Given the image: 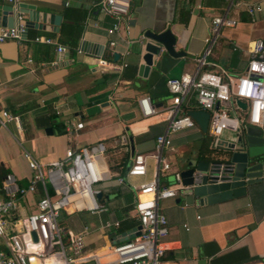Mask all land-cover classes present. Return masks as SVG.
<instances>
[{
    "label": "crops",
    "instance_id": "0c3cea01",
    "mask_svg": "<svg viewBox=\"0 0 264 264\" xmlns=\"http://www.w3.org/2000/svg\"><path fill=\"white\" fill-rule=\"evenodd\" d=\"M62 1L24 0L20 5L30 12L60 16L59 27L52 31L32 28L26 40L0 43V114L5 111L19 117V124L9 121L6 128L0 129V169L26 185L31 177L26 154L48 164L63 158L68 150L101 142L112 147V140L121 138L123 148L98 157L104 181L97 202L105 211L60 216L64 230L85 235L86 249L101 250L138 225L132 218L135 196L131 185L151 180L153 162L148 160L144 177L128 178L126 168L136 155L151 153L155 138L165 129L163 116L144 117L139 100L148 98L157 111L166 106L170 100L166 81L196 70L195 59L203 52L210 21L222 13L227 1L126 0L129 11L115 34H109L113 17L99 12V4L105 0H80L85 6L67 0L70 7L63 6ZM235 1L258 2L261 10L252 20L242 8L235 9L237 25L222 32L209 62L238 77L248 62L246 52L251 42H264V0ZM4 5L0 0V6ZM27 19L22 14L24 23ZM166 29L177 37L175 50L184 56L173 58L161 48L153 56L152 65L143 68L144 45L149 42L143 38L144 33ZM63 32L72 38L79 34L76 49L70 50L62 43ZM36 38L51 40L52 44L36 42ZM83 41L104 46L101 58L107 55L112 64L126 67L121 72L99 67L94 55L78 53ZM57 45L68 51L59 54ZM184 111L189 115L201 110L192 103ZM78 124L82 127L77 128ZM208 126L203 132L195 122L193 129L171 135L165 152L171 170L161 177L160 187L172 185L173 173L189 169V162L208 163L199 158L200 140L202 134H209ZM239 135L225 131L219 146L214 145L210 135L215 163L223 160L224 143L235 141ZM123 155L126 168L119 175L117 165ZM39 198L40 193L28 195L21 201L18 214L35 212ZM158 206L168 223L164 239L168 250L161 264H264V183L247 187L244 197L213 204H200L199 198L185 188L173 198L160 200ZM134 221V228L118 232ZM106 222H118L119 227L104 229ZM108 260L104 257L100 262Z\"/></svg>",
    "mask_w": 264,
    "mask_h": 264
},
{
    "label": "built area",
    "instance_id": "2783aa9c",
    "mask_svg": "<svg viewBox=\"0 0 264 264\" xmlns=\"http://www.w3.org/2000/svg\"><path fill=\"white\" fill-rule=\"evenodd\" d=\"M23 1L2 0L16 9ZM226 1L227 6L222 13L210 21L203 52L195 59L196 70L190 75L166 81L170 95L166 106L157 111L148 98L138 102L144 117L160 115L166 123L163 133L155 138L153 151L147 155H136L125 174L128 178L144 177L148 160L153 162L151 180L131 185L135 196L132 218L140 226L137 231L139 236L124 242L114 239L101 250H88L83 233L64 230L59 225L62 213L105 211L96 198L100 194L99 186L104 181L98 162L99 155L104 152L102 144L68 150L63 158L48 164H42L26 154L31 172L28 183L20 185L12 174H7L2 181L4 197L0 196V264H161L168 250L164 241L168 234V223L165 215L159 211L158 202L173 198L186 188L181 183L179 172L173 173L172 185L160 187L161 177L171 170L165 153L171 135L195 127L194 120L184 114V109L194 103L201 111L208 113V132L214 138L215 146L221 144L220 138L225 131L239 135L250 126L264 132V42H251L246 52L248 62L238 77L230 76L224 69L209 62L215 46L222 38V32L237 25L233 11L242 8L253 20L261 10L258 2ZM128 11L126 0H105L99 4V12L114 19L109 34L118 33ZM23 30L22 14L16 12L12 28L0 26V43L9 40L20 42ZM35 41L52 44L48 39L36 38ZM110 45L113 46V43ZM56 50L59 54L68 51L61 45H57ZM28 62H31L30 58ZM97 64L115 72H121L126 67V64L114 65L104 58H100ZM208 67L216 70H205ZM237 101L243 102L246 108H240ZM9 121L19 124V117L2 112L0 129L6 128ZM81 127L82 124L77 125V128ZM198 176L194 174V177ZM35 193H40L37 210L20 216L18 209L21 201ZM110 227L117 228L119 223L106 222L103 226L104 229ZM104 257L110 260L101 263L100 259Z\"/></svg>",
    "mask_w": 264,
    "mask_h": 264
},
{
    "label": "water",
    "instance_id": "95a60500",
    "mask_svg": "<svg viewBox=\"0 0 264 264\" xmlns=\"http://www.w3.org/2000/svg\"><path fill=\"white\" fill-rule=\"evenodd\" d=\"M79 5L85 6V1L75 0ZM63 6H72L67 0L62 1ZM0 26L12 28L15 23V14L19 12L28 16L24 23V30L21 39L26 40L28 30L35 28L39 30L52 31L60 25L61 17L51 14H39L36 11H29L20 5L17 9L11 5L0 6ZM143 38L148 40L144 45L145 55L143 56L144 67L152 65L153 56L157 55L161 48L166 54L173 58L183 57V52L175 50L177 37L171 29L161 33L146 31ZM93 48V49H92ZM105 51L104 46H93L83 41L79 52L94 55L100 59ZM114 54V60L117 59ZM237 105L243 110L246 105L237 101ZM198 124L203 132L207 131L209 115L204 111H194L189 114ZM49 131V130H48ZM51 133V132H50ZM223 160L217 163H196L189 162V169L181 172L182 185L189 188L194 197L199 198V203L213 204L221 201L237 199L247 194V187L264 183V132L255 127H247L242 130L238 138L233 142L224 143ZM130 166H127L126 171ZM199 174L194 177V174ZM101 194L97 195V200ZM140 226L118 235L116 242H124L139 236ZM22 230H19L21 232ZM132 232H135L132 234ZM34 236V235H33ZM34 239L35 236H34Z\"/></svg>",
    "mask_w": 264,
    "mask_h": 264
},
{
    "label": "trees",
    "instance_id": "16d2710c",
    "mask_svg": "<svg viewBox=\"0 0 264 264\" xmlns=\"http://www.w3.org/2000/svg\"><path fill=\"white\" fill-rule=\"evenodd\" d=\"M242 19H244V18H242ZM71 36L72 35H66L63 32L62 37L63 38L65 37V40L63 39L61 41L63 44H65L67 47H69L70 50H74L78 46L79 34L75 35L73 38ZM70 37L73 40L70 39ZM104 59L111 60L110 58L108 59L107 55H105ZM184 114H187V112L184 111ZM52 117H54L53 114L50 116V118H52ZM212 142H213V138L207 133L206 140H204L202 142L201 147H200V152H199L200 160H206V161H208V163H210V162L215 163V160H213V158L211 156L212 152H214V149L210 147ZM101 144L104 147V154H108L111 151L116 152V151H118L124 147L123 146L124 144L122 143L121 138H116V139L112 140V147H109L107 142H105V143L101 142ZM124 158H125V155H123V158L121 159V161L117 165V171L119 172V175H123L125 172L126 163L122 162V160ZM7 174H9L7 170L0 169V196L1 197H4V194L2 191V181ZM19 184L23 185V186L25 185L23 182H19ZM59 225L62 227V223L60 222V219H59ZM136 225H137V223L134 221V222H132L126 226L120 227L118 232L122 233L123 231L134 228ZM64 229H66V228H64Z\"/></svg>",
    "mask_w": 264,
    "mask_h": 264
},
{
    "label": "rangeland",
    "instance_id": "374dc122",
    "mask_svg": "<svg viewBox=\"0 0 264 264\" xmlns=\"http://www.w3.org/2000/svg\"><path fill=\"white\" fill-rule=\"evenodd\" d=\"M207 137V133L202 134V139L200 140V142L202 143L204 140H206ZM171 178L173 179V176H171Z\"/></svg>",
    "mask_w": 264,
    "mask_h": 264
}]
</instances>
